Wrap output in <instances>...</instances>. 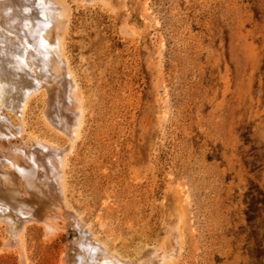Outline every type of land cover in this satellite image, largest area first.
Masks as SVG:
<instances>
[{
    "label": "rangeland",
    "instance_id": "rangeland-1",
    "mask_svg": "<svg viewBox=\"0 0 264 264\" xmlns=\"http://www.w3.org/2000/svg\"><path fill=\"white\" fill-rule=\"evenodd\" d=\"M67 2V53L88 96L72 207L133 257L145 244L173 250L167 232L184 196L173 264H264V0ZM39 99L27 139L64 144ZM73 227L53 239L29 228V264H60ZM6 237L0 226V264H22Z\"/></svg>",
    "mask_w": 264,
    "mask_h": 264
},
{
    "label": "bare ground",
    "instance_id": "bare-ground-1",
    "mask_svg": "<svg viewBox=\"0 0 264 264\" xmlns=\"http://www.w3.org/2000/svg\"><path fill=\"white\" fill-rule=\"evenodd\" d=\"M86 1L74 0L76 4ZM71 9L67 0H0V226L6 227L4 246L16 251L22 264H29V228L40 226L44 236L53 239L74 226L75 238L66 244L60 264H173L185 239L187 197H179L176 220L168 222L167 235L172 234L176 242L173 250H167L163 240L165 245L160 247L144 243L133 257L102 239L69 202L71 159L86 129L88 100L67 53ZM128 28L133 34L134 29ZM39 98L45 100V125L65 138L64 144L40 134L29 133L27 139V114Z\"/></svg>",
    "mask_w": 264,
    "mask_h": 264
}]
</instances>
